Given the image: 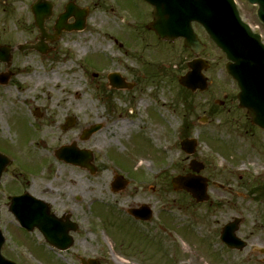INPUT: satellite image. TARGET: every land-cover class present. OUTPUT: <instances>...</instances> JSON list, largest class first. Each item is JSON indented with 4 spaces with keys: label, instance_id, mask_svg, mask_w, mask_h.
<instances>
[{
    "label": "rangeland",
    "instance_id": "obj_1",
    "mask_svg": "<svg viewBox=\"0 0 264 264\" xmlns=\"http://www.w3.org/2000/svg\"><path fill=\"white\" fill-rule=\"evenodd\" d=\"M77 1L90 7L83 33L65 36L46 55L32 50L15 57L16 75L0 87V140L5 139L0 151L7 153L15 147L20 163L45 166L51 197L59 195L58 185H66L60 193L68 196V186L82 183L86 205L91 206L82 215L83 228L76 244L61 255L41 247L36 236L14 227L13 215L1 211L7 239L3 253L21 264H80L74 253L86 259L97 256L101 264H117L113 253L128 264H195L189 262L193 250L194 257H199L197 264H264L260 252L264 248V131L239 107V88L227 73L226 55L195 24L206 44L199 56L211 63L205 71L210 86L205 92L186 91L178 77L187 72L195 55L183 39L165 43L146 29L152 20L149 5L142 0ZM236 1L243 19L264 41L257 6ZM111 72L121 73L136 86H111ZM76 73L80 78L74 80ZM28 85L33 90L24 98L20 92ZM58 85H78L83 95L67 104ZM141 98L146 103L144 121L160 125V143L137 127L119 136L111 133L120 116L129 111L134 112L132 118L138 114ZM216 99L225 103L219 105ZM37 107L44 117L33 114ZM6 108L7 116L17 112L2 120ZM204 115L208 117L205 122ZM67 116L76 120L68 131L62 129ZM92 124H100L101 129L77 145L93 152L95 173L55 157L60 144L72 142ZM187 137L197 139L194 154L182 148ZM111 138L114 145L109 147ZM167 146L174 152L172 159ZM148 153L151 157L143 163ZM194 158L205 164L201 174L209 179L205 202L173 188L177 175L194 173L190 168ZM149 161L152 171L147 167ZM115 173L128 179L119 192L110 184ZM92 196L98 201L91 202ZM145 203L153 210L151 220L140 222L127 212ZM221 210L227 217L216 222ZM235 217L242 219L237 234L249 244L242 251L230 249L220 238L225 224Z\"/></svg>",
    "mask_w": 264,
    "mask_h": 264
},
{
    "label": "water",
    "instance_id": "obj_2",
    "mask_svg": "<svg viewBox=\"0 0 264 264\" xmlns=\"http://www.w3.org/2000/svg\"><path fill=\"white\" fill-rule=\"evenodd\" d=\"M154 6V21L149 24L158 36L163 40L174 41L180 37L185 39V46L191 48L195 54L205 49V45L198 38L193 29V22L202 24L209 33L212 40L226 53L230 62L227 64L228 72L238 81L240 86L239 100L240 107L246 108L251 117L252 123L264 128V44L261 36L254 33L251 27L245 23L239 13L235 0H145ZM258 4V15L264 21V0H250ZM48 10L47 5H43ZM78 14V13H77ZM39 26L42 27L40 13L37 14ZM80 27H84V13L78 17ZM83 20V21H82ZM70 28V27H68ZM4 50V49H3ZM2 50V51H3ZM41 50H46L41 47ZM4 58L9 60L10 55L4 51ZM190 70L179 77L180 83L193 91H205L209 87L208 78L203 70L209 67V63L201 58L194 59L189 63ZM10 75L2 74L0 80L7 84ZM111 84L123 88L132 87L133 84L125 82V79L118 73L109 76ZM223 104V101H218ZM204 120L206 117H203ZM70 123L68 126H70ZM101 125L95 124L85 130L84 137L88 138L100 129ZM195 139H187L182 142L183 149L192 154L196 148ZM61 158L74 162L82 167L95 171L91 164L93 154L90 151L78 150L74 145L64 146L59 150ZM2 162V161H0ZM4 165V166H3ZM6 164H0V178L5 170ZM191 168L196 172L204 169V165L196 160L191 161ZM176 189L183 188L191 192L198 201L208 199V179L201 175L177 176L173 180ZM125 185L124 179L118 177L115 189ZM24 204V203H22ZM26 210L30 207L24 204ZM16 211L20 208H16ZM131 213L139 218H151V210L147 205L140 209H131ZM22 225L28 229L32 228V218L35 220L51 243H65V238L59 239L55 229L43 227V219L40 214L33 216L32 212L18 211ZM32 217V218H31ZM241 219L236 218L229 222L223 230L222 240L232 249L243 250L247 242L239 238L236 233L239 230ZM61 235H65L62 233ZM57 239L58 242L57 243ZM5 238L0 230V264H16L7 260L1 254V248ZM60 245V244H59ZM61 246V245H60ZM60 248H67L61 246ZM91 264H99L98 261H91Z\"/></svg>",
    "mask_w": 264,
    "mask_h": 264
},
{
    "label": "flooded vegetation",
    "instance_id": "obj_3",
    "mask_svg": "<svg viewBox=\"0 0 264 264\" xmlns=\"http://www.w3.org/2000/svg\"><path fill=\"white\" fill-rule=\"evenodd\" d=\"M36 1L37 0H0V46L8 44L15 48L10 63L6 64L1 61L0 58V72L6 68L11 69L15 73L17 69L13 64L15 57L19 53L28 52V50L21 51L19 49V44L22 41L35 43L38 36L41 35V31L38 28L35 18V12L33 11ZM51 1L53 2L52 14L44 19L43 27L46 34H49V36L54 39L49 42V49L52 51L55 44L58 43L59 40H62L66 35L82 33V31L69 32L63 27L58 28V20L61 13L65 11L68 2H73L75 5L80 6L83 4H80L77 0ZM7 16L9 18H7ZM7 22H10L8 26ZM68 22L74 23L75 19L71 18ZM5 35L12 36L5 38L3 37ZM16 151L17 150L14 147L5 153L11 157L12 162L8 166L7 171L3 174L0 183V210H6L12 214L10 209L12 197L26 194L27 198H30L31 200L28 205L30 207L28 211H31L34 217L40 214L44 221L42 222L43 225L49 226L50 230L54 228L57 237L59 239L65 238V243H69L67 249L60 252V254H63L74 247L77 238L81 233V228H83L82 220L84 219H82V215L87 207V202L84 196L82 183H77L76 186H68V191L71 190V192L68 193V196L66 195L67 193H60L62 192V188L66 185H58L56 186V190L59 192V195L51 197L49 194L50 185L47 183L48 176H46L47 168L45 166H41L40 168L33 167L39 165H36L35 163L32 167H28L29 164L20 163V156ZM81 169L85 170L84 168ZM27 194H29L30 197ZM95 197L96 196L91 197V202L98 201ZM38 200H41L42 202L40 203ZM24 202H26V200ZM90 206L91 205H88L87 208H90ZM21 207L22 202L19 203V208ZM33 227H35V229L31 233L33 235L31 237L36 236L34 238L38 240L41 247H48V250L55 251L56 247L46 242L43 233L38 227ZM21 231L23 232L25 230ZM62 233H65V235H61ZM78 254L74 253V257L80 264H87V261L92 258L88 255V258L86 259L84 256H79Z\"/></svg>",
    "mask_w": 264,
    "mask_h": 264
},
{
    "label": "bare ground",
    "instance_id": "obj_4",
    "mask_svg": "<svg viewBox=\"0 0 264 264\" xmlns=\"http://www.w3.org/2000/svg\"><path fill=\"white\" fill-rule=\"evenodd\" d=\"M79 45V44H78ZM72 78L75 80L76 78H80V74L76 73L72 76ZM59 86V85H58ZM23 90L20 92V96L24 97V98H28L33 90V87L31 85H28L26 88H22ZM59 90H61V92H63V94H65V96L63 95V98L66 99L67 104L71 103V99L73 97L76 98H81L83 95L82 89L78 86V85H71L69 88L68 87H62L59 86ZM49 97V94H47ZM143 107H146V103L144 101L143 98L140 99L139 103H138V114L134 116V118L131 117L132 114H134L133 111H129L128 114H126L125 117L120 116L118 119H116L114 121V128L112 129L111 133L112 134H116V136L122 135L124 132L128 131L131 127H137L139 128V130L143 131V132H148L150 134V136L157 142L160 143V125L159 123H151L149 122L147 124L146 121H144V114L142 112ZM9 112V108L5 109V112L2 111V120H4L5 116H7V113ZM139 132V131H138ZM45 134V133H44ZM46 137V136H45ZM45 137H42V140H45ZM75 142H82L83 140L81 139V136H76L74 138ZM63 143H67V142H63ZM86 143V142H83ZM114 139H110V143L108 144V146H112L114 145ZM168 150V152L170 153V157L172 159V157H174V152L172 151L171 148H169L168 146L166 147ZM151 154L148 153L147 156L143 157V163H145L147 161V158H150ZM66 167H68L67 165H65ZM147 167L148 169H150V171H152L153 169V163L151 161H149L147 163ZM263 168V167H262ZM264 171V168H263ZM106 178H109L108 176H106ZM217 195V193H215ZM224 197L226 195H223ZM223 196H221L220 198L222 199ZM227 212L225 210H221L219 212V215H217L215 217V221L218 222L221 219H224L227 217ZM216 215V214H215ZM188 250V249H187ZM192 255H190L189 257V262L190 263H199L198 260V256H196V252L191 250ZM113 259L115 260V263L117 264H128L129 262L127 261V259H125L124 257L117 255L115 253H113Z\"/></svg>",
    "mask_w": 264,
    "mask_h": 264
}]
</instances>
